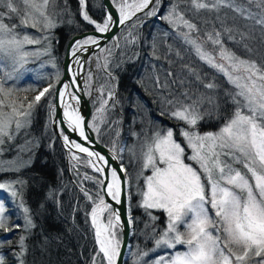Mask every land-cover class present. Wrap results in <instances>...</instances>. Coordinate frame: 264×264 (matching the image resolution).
Segmentation results:
<instances>
[{
  "label": "snow or ice",
  "instance_id": "6c2138e0",
  "mask_svg": "<svg viewBox=\"0 0 264 264\" xmlns=\"http://www.w3.org/2000/svg\"><path fill=\"white\" fill-rule=\"evenodd\" d=\"M55 2L56 0H0V8L6 9L0 11V68L7 65L12 69L0 75V145L5 143L6 139L12 140L16 134L30 127L36 104L49 93L50 89L55 88L54 84H49L28 101L27 96L22 100L17 97L15 88L6 87L7 81L19 78L21 69L28 62L27 58L35 55L25 51V45L40 43L39 39L26 34L21 35L17 29L30 27L43 32L55 28L57 25L52 15L48 13L49 4L55 5ZM180 2L183 0L173 3L168 14L162 18L176 27L182 25L186 28L187 31H182L180 35L192 46L196 56L221 73L234 87L235 90L227 92L226 95L230 97L235 109L218 132L201 135L188 129L180 130L179 134L186 142V147L191 149V155L187 159L194 162L197 167L184 162L185 147L174 138L171 128L163 134L156 132L151 142L142 147L140 154L143 161L142 170L150 169L151 175L144 177L146 190L141 191L143 200L140 206L145 209H163L167 213V224L155 240V245L157 248L163 246L167 249H175L177 245L184 246V251L161 256L152 264H264V0H247V4L255 5L258 11H253L242 3L238 4L237 0H186L196 12L206 10L217 14L215 21L220 24V28L217 29L214 23L212 31L206 32L203 38L199 37L200 29L197 25L186 19L179 11ZM149 3L150 0H142L141 3L134 5L121 4L118 23L123 25ZM159 3L160 0H156L157 6ZM79 4L83 20L93 24L98 32H107L109 26L116 23L111 14L103 23H97L88 15L86 0H79ZM222 9H230L236 16L252 21L261 28L260 49H254L246 42L255 39L249 32L241 30L235 24L228 25L227 14L219 15ZM156 11L158 7L147 15H155ZM13 16L18 18V24L5 23V17L11 19ZM232 19L235 20V16ZM129 35L131 36V33ZM225 36L229 41L242 46L249 56L258 55L260 63H257L256 59L237 55L224 43ZM90 44H98L97 39L89 36L77 40L73 55L77 50L84 49ZM208 44L212 45L211 50L207 49ZM153 48L155 54V44ZM184 67L197 81L203 82L195 69L188 65ZM168 75L171 76L172 73L169 72ZM156 81L159 83L158 76ZM69 87L65 84V90L60 91L59 96L63 99L67 94L76 100L74 94L66 91ZM204 87L214 90L217 85L209 82L204 84ZM112 95L113 93L109 92V97ZM184 95L187 96V92ZM25 101H28L26 107ZM205 101L216 106L214 97L201 94L191 104L176 107L170 115L194 127L201 119L198 106ZM168 103L172 104L173 101ZM105 104L107 101H103L101 108L97 110L98 115L94 116V121L103 119ZM48 108L51 123L55 105L49 102ZM62 122H66L67 127L73 131L79 130V136L88 140L83 117L70 104L63 105ZM60 135L65 146L74 147L79 152L86 153L88 157L103 161L104 164L108 163L99 153L90 151L81 143L69 141L63 129ZM113 158H116L115 155ZM7 163L19 171L21 167L30 164L31 160H13ZM87 163L94 167L95 171L104 172V169L97 167L92 160H88ZM120 168V174L125 177L123 184L116 168H112L111 180L106 185V194L117 204L121 203L124 185L128 183L127 170L122 165ZM140 174L143 175V171ZM86 179L92 177L86 176ZM96 182L104 185L103 180ZM24 184L23 180L0 183V190L6 189L13 198L19 199V206L24 213L23 227L27 231L35 225L30 209L24 203L22 194ZM85 195L88 196L87 192ZM128 198L130 200L131 196ZM88 199L91 200L92 197L88 196ZM209 209L212 211L211 215ZM5 211L4 203L0 201V230L10 232L19 229L21 227L19 224L10 225ZM105 212L108 213V221L107 224H102L99 217ZM90 215L99 245L97 255L102 253L107 264H117V257L121 255V241L116 238L114 229L118 225L122 226L119 210H113L104 197L98 195V201H94ZM152 219L155 220L156 217ZM128 223H132L130 215ZM181 226L184 231H181ZM25 241L26 237L21 235L17 241L19 250L13 252L18 264H25L24 256L27 251ZM8 243L11 244L10 241ZM147 255L148 252L140 253V259ZM0 264H4L2 255ZM137 264H140V260Z\"/></svg>",
  "mask_w": 264,
  "mask_h": 264
},
{
  "label": "trees",
  "instance_id": "16d2710c",
  "mask_svg": "<svg viewBox=\"0 0 264 264\" xmlns=\"http://www.w3.org/2000/svg\"><path fill=\"white\" fill-rule=\"evenodd\" d=\"M177 2L178 0H163L158 13L162 15L163 11H166L164 6L168 8ZM237 3L258 11L255 5H248L247 0H237ZM56 4V10L61 14L60 25L54 31V43L63 59L68 40L78 32L91 29V26L79 22L78 0H58ZM87 4L89 13L95 20L103 22L105 10L102 1L87 0ZM179 9L185 12L186 19L200 29V38H203L206 32L212 31L214 23L217 29L220 28V24L215 21L217 14L214 12H196L186 0L180 2ZM225 14L228 16V25L235 24L241 30L249 32L255 39L246 42L250 47L260 49L261 28L252 21L236 16L230 9H222L219 13L221 16ZM234 16L235 20L232 19ZM160 23L161 21L156 19L140 23L136 32L138 44L130 49L131 54L137 53V59L126 63L117 71L118 104L125 120V140L130 137L134 127L141 128V123L137 122L139 119L143 121L142 126H152V123L158 122L173 127L179 137V130L184 127V123L181 120L165 118L161 113L167 110L164 104L168 98L177 97L182 100L186 97L185 92L190 94L192 102L201 94L215 98L216 106L207 101L202 104L206 111H201L203 121L198 126L200 131L219 128L231 117L235 109L230 97L226 95L227 92L234 91V87L222 74L201 61L182 38L175 34L163 33ZM224 39L227 47L237 55L256 59L257 63H260L258 55L249 56L242 46L229 41L226 36ZM185 65L195 69L203 82L197 81ZM169 72L172 73L171 76L168 75ZM157 76L159 83L156 81ZM209 82H214L217 88L206 89L204 84ZM165 84L167 86H164ZM18 92L20 90H17ZM27 93L23 96H27ZM48 118L47 99H43L37 105L30 127L16 134L8 148L11 154L17 155L25 146L28 150H25V155L33 159L32 164L21 170L18 175L25 181L23 199L30 209L35 227L26 231L23 227V217L18 216L11 202L6 200L5 215L10 225L19 224L21 227L10 232L0 230V245H3L0 247V255L4 257V264H18L13 252L19 250L17 241L24 235L27 246L25 264H93V257L96 258L99 252L90 215L94 202L85 195L87 180L83 179L82 174L70 170L69 153L56 132L54 129H46Z\"/></svg>",
  "mask_w": 264,
  "mask_h": 264
},
{
  "label": "rangeland",
  "instance_id": "374dc122",
  "mask_svg": "<svg viewBox=\"0 0 264 264\" xmlns=\"http://www.w3.org/2000/svg\"><path fill=\"white\" fill-rule=\"evenodd\" d=\"M57 1L58 0H56L55 5L50 3L48 6V13L52 15V18L57 25L55 28L43 32L30 27L17 29V31L20 32L21 35L26 34L30 37L40 40V43L38 44L25 45V51L29 53H35V55H30L27 58L28 62L21 69V74L19 75L18 79L10 80L6 83V87H13L16 90H20V92L18 93L16 91L15 95L21 100L24 97V93L28 92V101H31L40 91H42L44 88H47L49 84H54L56 88V85L63 74V59H61L60 53L58 54V50L54 43V31L60 25L59 18L61 14L56 10ZM113 1L118 9L121 4L134 5L142 2V0ZM162 5L163 0H160L158 6L155 1L151 9L137 17H133L131 21L127 22L126 25H124V27L121 29L117 36H115L101 48L104 49V51H101V49H99L96 53H94L88 58L85 69L86 93L90 97L93 107L91 125L92 127L94 124L96 125V127H93V129L98 139L102 143L110 147L112 150L114 149L115 154L124 163V166L128 171L130 185L129 194L131 196V210L134 217L133 221L135 228L132 247L128 256L127 264H137L138 260H140V264H152L154 260L158 259L161 256H170L176 251H184V246L182 245H177L175 249H167L163 246L157 248L155 245V240L159 237L160 232L164 230L167 224V213L163 209H145L144 207L140 206L142 205L143 200L141 191L146 190L144 184V177L151 175L150 169L142 170L143 161L140 156L142 147L145 146L146 143L151 142V139L156 132L159 131L161 132V134H163L167 129L171 128L174 132V138L178 142H180L183 147H185L184 162L187 164H192L193 167H197L194 162L187 159V157L191 155V149L186 147V142L184 141L183 137L180 136V134L179 137H177L178 134L176 133V129L173 127H169L167 125H160V123L158 124V122L152 123V126H142L143 121L139 119L137 122L141 123V128L134 127V129H132L129 134L130 137L127 140L124 139L123 123L125 122V120L123 114L121 113V110L119 109L118 104L119 84L117 71L121 69V67L126 63H131L132 61L137 59V53L131 54L130 49L138 44L136 42V32L138 31V27H140V23L145 20V18L157 16L161 20L160 30L162 29V32H165L166 35L175 34L184 40L183 36L180 35V33L182 31H187V29L184 28L182 25L180 27H176L162 18L168 14V11L171 6L168 8L164 6V10L166 11H163L164 13L162 15H158L157 12L159 11V9H161ZM157 7L158 11H156L155 15H147V13L151 12L154 8ZM128 10L131 11V9ZM0 11H6V9L0 8ZM179 11L182 12L185 16V12L183 10L179 9ZM5 23H9L10 25L18 24L19 20L15 16H13L11 19L5 17ZM129 33H131V36L129 35ZM193 35L195 36V33H193ZM186 44L192 48L190 44ZM206 47L207 49L211 50L212 45L208 44L206 45ZM46 49L47 51H45ZM11 70L12 69L10 66L5 65L0 68V75H3V72ZM57 77H59V79H57ZM55 88L50 89L49 93H46L45 96L42 97L41 100L36 104L35 108L33 109L32 117L36 111L37 105L41 103L43 99H47V104L51 102L53 105H55ZM109 92L113 93L111 97H109ZM72 93L74 94L73 90ZM191 98L192 97L189 93L182 100H179L177 97L168 98L164 104L167 110L163 114V117L177 120L171 117L170 113L174 111L176 107H179L182 104H191ZM28 101L24 102L25 107L27 106ZM103 101H107V104L104 105L103 119L94 121L93 118L94 116L98 115L97 110L101 108V104L103 103ZM168 101H173V103L169 104ZM198 107L199 112L201 114V119L198 120L197 124L194 127L189 126L184 121H182L184 123L182 127H184L181 129H188L190 131L197 132L201 135L209 132H218L224 124L214 130H199L198 126L203 121V113L201 111H206V108L202 104H200ZM54 118L55 113L52 117L53 122ZM53 122L50 123L48 118V126L46 125V129L50 128L51 130H53ZM133 124L137 125L135 122H133ZM14 139H6L5 143L0 145V169H2L0 170V183H9L17 180H23L19 177V172L25 167L30 166L33 161L31 157L25 155L26 151H28L26 150L25 146L22 147V152L17 155L11 154V152H9L8 148L10 147ZM68 153L70 170H75V172H78L79 175L82 174L83 179H86V176L92 177V179H86V183H88V186L86 185V191L88 196L92 197L91 201H98V195L103 196L102 185L96 182L97 180H102L101 175L97 173V171H95L94 167L87 163V161L90 160L87 156L82 154H76L71 150H69ZM133 153H135V155H133ZM13 160H31V163L25 167H21L19 171H16L14 170L13 166H10L7 163L8 161ZM237 167H239V165H237ZM141 171H143V175L140 174ZM6 200H9L11 202L18 216H22L24 219L23 209L19 206V199L13 198L6 189L0 190V201L4 203L5 210L7 208ZM25 206L28 207L26 204ZM209 211L211 215V209H209ZM152 217H156V219L153 220ZM99 221L102 224H107L108 213L105 212L104 214H102L99 217ZM153 229H155V232H153ZM114 231L117 234L116 238L121 241L122 233L119 225L114 229ZM181 231H184L183 226H181ZM213 234L215 235V232H213ZM142 252H148V255L143 257L141 260L140 253ZM95 264H107V260L102 253L96 256Z\"/></svg>",
  "mask_w": 264,
  "mask_h": 264
},
{
  "label": "water",
  "instance_id": "95a60500",
  "mask_svg": "<svg viewBox=\"0 0 264 264\" xmlns=\"http://www.w3.org/2000/svg\"><path fill=\"white\" fill-rule=\"evenodd\" d=\"M155 0H150V3L148 6L141 11H138L135 13V16H138L142 14L144 11L148 10L152 4L154 3ZM103 5L105 7L107 16L109 14L112 15L113 21H116V23L111 24L109 26V31L100 33L96 29L91 30V31H86L81 34L74 35L68 42L67 48H66V53L63 61V75L61 79L59 80L56 89H55V118H54V128L61 138V141L64 143L65 142L60 135V129L64 130V134L68 135L69 141H76L77 143H81L83 146L88 147L90 151L99 153L100 156H103L105 160L108 161L105 167V173L103 177L104 185L102 186L103 188V193H104V198L105 201L110 204L113 207V210H119L120 213V220H121V231H122V242H121V255L117 257V264H125L128 258V254L131 248V238L133 235V222L128 223V217L129 215L133 219V215L129 211L130 205H129V180L127 185H124L125 191L124 194L121 197V203L117 204L115 201L111 199L110 196L106 194V185L108 183V180L110 178V169L111 168H116L118 174L121 173V168L120 166L122 165L124 169L125 166L121 162L120 158L113 153V151L106 146L105 144L101 143L98 138L96 137V134L93 130V128L90 125V120L92 116V111L93 107L91 104L90 98L86 94V76L85 73L78 74L76 79H77V86H72L73 92L77 97V105L79 112L81 113V116L83 117L84 120V130H85V135L88 137V140H85L83 137L79 136V131H73L72 129L67 127L66 122L63 121V107L60 102V96L59 92L61 91L62 86L66 82H73L72 78V73H71V68H72V61L74 58V55H72V49L74 48L76 41L77 40H82L85 37L92 36L97 39L98 44L96 45H87L84 47L85 52H83L84 49L77 50L76 53L77 55H82L81 60L84 61V67L86 69L87 65V59L90 55L94 54L96 51H98L101 47H103L105 44H107L111 39H113L117 33L121 30V28L128 22L130 21L127 20L123 25L118 23L119 20V10L114 4L113 0H102ZM85 71V70H84ZM70 150L84 154L87 156L86 153H81L79 152L78 149L76 148H71L69 146H66ZM113 155H115V159L113 158ZM120 179L123 184L125 177L123 174H120ZM128 179V178H127Z\"/></svg>",
  "mask_w": 264,
  "mask_h": 264
},
{
  "label": "bare ground",
  "instance_id": "6f19581e",
  "mask_svg": "<svg viewBox=\"0 0 264 264\" xmlns=\"http://www.w3.org/2000/svg\"><path fill=\"white\" fill-rule=\"evenodd\" d=\"M85 50H86V49H84L83 52H85ZM72 55H73V49H72ZM81 57H82L81 54H80V55H77V53L75 52V55H74V58H73V61H72V68H71V73H72L73 82H72V83H70V82H66V83H65V84H68V85L70 86L66 91H67L68 93H71V94H73V93H72V86H73V85H74V86H77V79H76L77 75H78V74H81V73H83V72L85 73V71H84V70H85V67H84V61L81 60ZM77 61H78V62H77ZM65 84H64V85H65ZM64 85L62 86L61 91L65 90V89H64ZM60 102H61L62 107H63L64 104H70V105L72 106L73 109H75L76 111L79 112V109H78V107H77V99H76V100H73V99L71 98V95H67V94H66V95L63 97V99H61V97H60ZM79 114L81 115L80 112H79ZM77 131H79V130H77ZM69 147H70V146H69ZM71 148H73V147H71ZM92 152H93V151H92ZM90 158H91V160L93 161V163H95V165H96L97 167H101V168L104 169V172H103V173L98 172L101 176H104L106 164H104L103 161H97L95 157H90ZM111 169H112V168H111ZM111 169H110V178H109L108 182H110V180H111Z\"/></svg>",
  "mask_w": 264,
  "mask_h": 264
},
{
  "label": "flooded vegetation",
  "instance_id": "af4514ba",
  "mask_svg": "<svg viewBox=\"0 0 264 264\" xmlns=\"http://www.w3.org/2000/svg\"><path fill=\"white\" fill-rule=\"evenodd\" d=\"M83 22L84 24H87V21L83 20V18L80 19V22Z\"/></svg>",
  "mask_w": 264,
  "mask_h": 264
}]
</instances>
